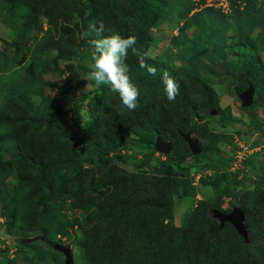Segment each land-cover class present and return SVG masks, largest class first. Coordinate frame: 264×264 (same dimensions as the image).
<instances>
[{"label":"trees","instance_id":"obj_1","mask_svg":"<svg viewBox=\"0 0 264 264\" xmlns=\"http://www.w3.org/2000/svg\"><path fill=\"white\" fill-rule=\"evenodd\" d=\"M227 1L228 12L206 0H0V23L14 34L13 64L0 66V229L14 242L0 249V264H64V254L53 246L56 236L60 245L79 247L84 264H264V175L246 179L259 152L232 171L239 148L235 138L245 140L212 131L205 121L217 113L219 126L228 131L236 121L202 77L207 57L228 67L240 65L237 93L252 84L256 95L241 109L251 125L264 126V60L258 50L264 44V0ZM175 18L183 21L170 39L172 49L147 61L157 68L155 76L128 51L125 62L140 93L137 109L128 110L107 85L92 96L74 93L72 61L80 48L91 53L81 39L90 22L102 24L105 34L135 35L136 49L147 53L156 44L152 30ZM190 28L194 32L188 36ZM38 53L60 76L65 71L63 83L43 79L48 68ZM165 69L179 84L174 101L166 98L161 82ZM47 86L57 88L54 96L45 93ZM65 98L73 100L67 109L61 103ZM87 99L84 120L79 110ZM68 113L70 128L64 124ZM184 134L198 140L199 154H191ZM157 137L173 145L160 153L163 160L154 155ZM227 142L228 164L208 156L220 155ZM243 143L255 148L260 142ZM132 148L143 155L127 170L123 165ZM188 156L193 162L184 165ZM190 167L216 173L215 195L198 200L186 223L176 225V200L196 194L186 174ZM230 196L245 213L247 242L230 223L221 228L211 216L212 207L224 213L233 208L220 204Z\"/></svg>","mask_w":264,"mask_h":264},{"label":"rangeland","instance_id":"obj_2","mask_svg":"<svg viewBox=\"0 0 264 264\" xmlns=\"http://www.w3.org/2000/svg\"><path fill=\"white\" fill-rule=\"evenodd\" d=\"M206 4L209 5H215L216 7H219L222 9L223 12H228L229 5L227 0H223L222 6L219 2H212V0H206ZM221 6V7H220ZM183 19L175 18L172 23L166 24L163 23L157 27H155L152 30V35L154 38H156V44L155 46H150L147 49V54L150 57H154V60L164 51L172 49L170 39L178 33L177 28L180 26ZM194 32V28H190L186 30V33L188 36H191ZM14 38V34L11 29L6 27L5 25L0 23V66H2L3 70L8 69L9 66L13 64V55H14V47L10 43ZM158 41V42H157ZM261 48H259V52L261 57L264 60V44L260 45ZM175 50V49H173ZM228 58L232 59L234 58V54L232 53L231 49H228ZM38 60H40L48 69L43 73V79L47 82H58L63 83V79L66 76L65 71H63V76H60L58 74V70L54 67H49L50 63L48 62V58L41 53H38ZM176 64L180 65V60L174 61ZM72 63L75 66V69L77 71V78L74 79V84L76 87L75 94L81 93L82 90L87 92L90 96L94 94V91L96 90L97 86L95 81L87 79L88 74L90 72L89 65L92 63L91 61V53L86 51L84 48L79 49V54L75 58ZM61 67L63 70L66 69V63L61 62ZM240 69V65L238 63H235L231 67H228L224 64L223 61L217 60L215 62L211 61L207 57H204L202 60V77L205 81H207L209 84H211L215 90L220 94V105L222 107L224 106H230L231 111L233 113V116L236 118V121H234V129L228 131L227 129L219 126V117L217 113H214L215 116L213 119H207L205 118L206 123L208 124L209 128L212 131L223 133L230 135L233 137L236 135H241L242 138L245 141L239 140V142H245L247 144L253 143L256 140H258L260 143L257 145L259 147L258 155L255 156V167H250L249 176L246 178L247 180H254L258 176L264 175V126L257 127L253 124H250V120L248 118V112H245L241 109V102L238 98V93L236 91V79H235V73ZM81 82V83H80ZM57 88L54 86H47L45 88V93L50 96H54L56 94ZM255 95V94H254ZM256 96V95H255ZM89 99H87L84 102V105L82 109L79 110V113L84 120L88 118V106L86 103ZM63 108L67 109L72 103V99L65 98L62 102ZM233 117V118H234ZM228 121H231V118L228 119ZM64 124L66 128H70L73 126V120L71 117V113H68L67 115H64ZM239 132V133H238ZM239 139V138H238ZM258 149V148H257ZM126 151V149H124ZM231 152V143L227 142L224 145L221 146V154L223 157L218 155L217 153H209V157L216 161H224L226 164H228L227 157L229 156V153ZM128 153L132 155L129 162L124 164L123 167L127 170H133L134 166L141 160L142 153L138 152V149L132 148L128 149ZM135 155V157H133ZM156 157H160V159L163 160L164 156L160 154V152H155L154 154ZM193 162V159L191 156H188L185 159L184 165L190 164ZM197 173L200 174V176L197 178ZM187 177L191 180L193 190L196 191L195 196H188L183 197L181 199L176 200L175 202V212L173 217V222L176 225H183L186 223L188 213L190 208L195 204V202L199 199L205 198V197H212L215 195L213 190V181L216 178V173L212 170H195L194 167H190L187 169ZM203 180V182H201ZM252 186L251 182L248 184V187ZM242 186H238L240 188ZM234 198L233 197H222L220 204L223 209L227 208L228 206L234 207L233 203ZM0 220L3 221L4 218L0 217ZM77 232L79 231L78 228H75ZM58 237L56 236L53 241H57L58 244L60 243ZM63 242L66 244L69 243L68 237L62 239ZM61 240V241H62ZM14 242L13 236H6V233L4 231V228L0 229V249H3L5 246H11V244ZM70 247L73 251V264H84V257L82 250L74 245H71ZM12 249V248H11ZM13 255V252H10L9 257ZM1 258V256H0ZM20 264V263H18Z\"/></svg>","mask_w":264,"mask_h":264},{"label":"clouds","instance_id":"obj_3","mask_svg":"<svg viewBox=\"0 0 264 264\" xmlns=\"http://www.w3.org/2000/svg\"><path fill=\"white\" fill-rule=\"evenodd\" d=\"M81 39H86L91 49L92 63L89 65L90 72L87 79L95 81L97 87L107 85L111 92L118 94L122 104L128 110L137 109L140 93L138 86L129 76V68L125 62L128 51L132 50L138 58L139 67L145 69L152 76L157 74V68L147 61L154 57L136 49L137 38L135 35L123 36L119 32L105 34L104 26L95 21L90 22L81 33ZM160 75L166 98L169 101H174L179 95L178 82L166 69Z\"/></svg>","mask_w":264,"mask_h":264},{"label":"water","instance_id":"obj_4","mask_svg":"<svg viewBox=\"0 0 264 264\" xmlns=\"http://www.w3.org/2000/svg\"><path fill=\"white\" fill-rule=\"evenodd\" d=\"M254 93L255 89L252 84H249L246 89L238 93V98L241 102V107H248L253 104ZM183 138L188 144L191 154L196 155L201 152L202 149L197 139L191 137L189 134H184ZM154 148L160 153L167 154L172 150L173 145L157 137L154 142ZM210 212L211 216L219 221L221 228L226 222H228L234 227L237 233L242 236L243 241H248V230L247 225L245 223V213L240 207L234 206L227 213L221 212L215 207H212L210 209ZM53 246L64 254V264H73V251L70 246L60 245L57 243L53 244Z\"/></svg>","mask_w":264,"mask_h":264},{"label":"built area","instance_id":"obj_5","mask_svg":"<svg viewBox=\"0 0 264 264\" xmlns=\"http://www.w3.org/2000/svg\"><path fill=\"white\" fill-rule=\"evenodd\" d=\"M223 1V0H222ZM220 4L222 6H224L222 4V2H220ZM235 142L238 145V149L235 152L233 159L231 161V170L235 171L237 169H240L241 167H243V161L245 160V158L253 153L254 151H258L259 147H255V148H248L247 145H245L243 142H239L238 138H235ZM258 148V149H257ZM200 176V174L197 175V178Z\"/></svg>","mask_w":264,"mask_h":264}]
</instances>
